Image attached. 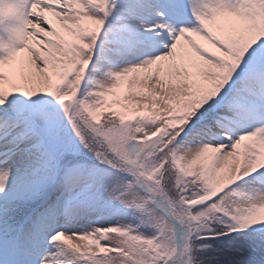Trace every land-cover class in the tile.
Segmentation results:
<instances>
[{
  "label": "snow or ice",
  "instance_id": "1",
  "mask_svg": "<svg viewBox=\"0 0 264 264\" xmlns=\"http://www.w3.org/2000/svg\"><path fill=\"white\" fill-rule=\"evenodd\" d=\"M0 264H264V0H0Z\"/></svg>",
  "mask_w": 264,
  "mask_h": 264
}]
</instances>
